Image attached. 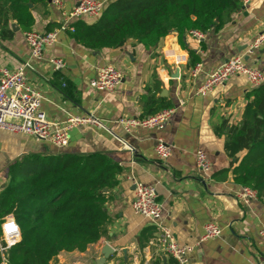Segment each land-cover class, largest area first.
I'll use <instances>...</instances> for the list:
<instances>
[{
  "label": "crops",
  "instance_id": "1",
  "mask_svg": "<svg viewBox=\"0 0 264 264\" xmlns=\"http://www.w3.org/2000/svg\"><path fill=\"white\" fill-rule=\"evenodd\" d=\"M79 2L65 0V10L72 11ZM32 9L33 31L46 33L50 26L52 31L58 30L61 13L52 3L33 5ZM97 20L83 19L88 24ZM263 30L264 0H244L231 21L218 33L209 31L201 45L188 32L182 44L178 31L172 29L149 50L130 39L119 49L92 51L72 40L68 32H61L42 59L33 60L24 33L15 32L13 39L0 40V67L13 70L31 63L26 77L41 93V109L48 119L64 123L69 118L94 116L104 124L103 128L74 126L70 144L63 150L32 137L0 131V194L9 183V168L28 155L101 153L123 168L106 203L110 222L103 237L85 252L62 253L51 264H176L153 243L156 227L133 211L134 181L157 190L163 205L161 222L172 229L179 243L194 248L191 264H259L264 259L260 237L264 204L255 199L246 205L238 199L243 186L235 183L231 170L213 177L230 167L226 132L240 124L247 94L253 88L245 77L236 76L210 95L195 94L210 73L236 55H244L249 67L264 73V48L247 54ZM190 50L203 64L196 79L190 76L194 67ZM53 58L64 60L65 69L55 71L50 63ZM106 65L116 67L124 76L110 95L90 86L97 69ZM166 105L175 112L161 131L137 129L128 133L116 123L122 117L152 115ZM225 124L227 128H223ZM159 138L173 149L166 161L155 152ZM198 150L211 162L208 175L197 167ZM211 222L220 227L221 236L201 241L205 226Z\"/></svg>",
  "mask_w": 264,
  "mask_h": 264
},
{
  "label": "trees",
  "instance_id": "2",
  "mask_svg": "<svg viewBox=\"0 0 264 264\" xmlns=\"http://www.w3.org/2000/svg\"><path fill=\"white\" fill-rule=\"evenodd\" d=\"M48 1L0 0V40L15 37L13 25L21 33L33 31L32 6ZM243 1L110 0L96 22L76 21L68 35L92 51L119 49L130 39L149 50L176 29L184 44L183 36L191 30L220 32ZM189 55L192 66L201 62L195 51ZM225 151L230 167L213 177L231 170L235 183L255 189L264 204V84L247 94L240 124L226 132ZM122 172L117 162L101 153L28 155L12 165L9 183L0 194V235L2 219L12 215L22 240L7 251L5 262L0 252V264H51L62 253H83L97 243L110 222V190Z\"/></svg>",
  "mask_w": 264,
  "mask_h": 264
},
{
  "label": "built area",
  "instance_id": "3",
  "mask_svg": "<svg viewBox=\"0 0 264 264\" xmlns=\"http://www.w3.org/2000/svg\"><path fill=\"white\" fill-rule=\"evenodd\" d=\"M52 5L61 13L60 27L56 31L41 33L30 31L24 33L26 44L29 48L31 59L40 60L46 48L53 47L61 32L74 31V23L85 18L98 19L104 11L107 1L105 0H80L79 4L70 12L65 10V0H51ZM199 45L205 40L206 34L199 30L188 32ZM264 48V30L257 35L247 49L251 55ZM55 71H62L66 64L60 58L50 60ZM31 68V63L26 62L10 69L0 67V131L32 137L40 142L47 143L56 149L63 150L70 144V131L77 125H93L103 128L101 120L94 116L69 118L64 123L51 121L42 111V95L33 88L26 77V72ZM203 70V64H196L191 70L193 79L199 77ZM236 76L245 77L252 88L264 84V73L249 67L244 55H236L228 59L196 89L197 96L205 97L225 85ZM123 73L112 65L100 67L96 71V77L90 81V86L105 94H113L123 82ZM174 109H164L145 117H122L116 121L126 132L137 129H150L161 131L171 122ZM131 150L130 147H128ZM155 152L161 160H168L173 152L172 147L158 139ZM196 163L199 171L205 175L211 173V162L203 150L196 153ZM133 211L148 220L157 229L153 243L163 252L166 257L173 259L176 264H191L190 255L194 248L179 243L171 228L162 224L163 205L159 201L157 190L139 181H134ZM238 199L248 205L258 199V192L244 186L238 194ZM221 236V229L216 223H208L201 241ZM260 237L264 241V229L260 231ZM22 234L19 225L12 216L2 219L0 235V252L5 262L7 251L19 244ZM259 264H264V259Z\"/></svg>",
  "mask_w": 264,
  "mask_h": 264
},
{
  "label": "water",
  "instance_id": "4",
  "mask_svg": "<svg viewBox=\"0 0 264 264\" xmlns=\"http://www.w3.org/2000/svg\"><path fill=\"white\" fill-rule=\"evenodd\" d=\"M48 2L51 3L52 1L49 0ZM13 30H14V32L17 33V32H19L20 29L16 25H13ZM176 77H179V72L177 73Z\"/></svg>",
  "mask_w": 264,
  "mask_h": 264
},
{
  "label": "rangeland",
  "instance_id": "5",
  "mask_svg": "<svg viewBox=\"0 0 264 264\" xmlns=\"http://www.w3.org/2000/svg\"><path fill=\"white\" fill-rule=\"evenodd\" d=\"M10 216H12V215H10ZM13 217V216H12ZM14 218V217H13ZM15 219V218H14Z\"/></svg>",
  "mask_w": 264,
  "mask_h": 264
}]
</instances>
